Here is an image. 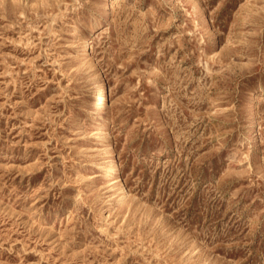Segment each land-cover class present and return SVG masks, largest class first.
<instances>
[{
    "label": "rangeland",
    "instance_id": "obj_1",
    "mask_svg": "<svg viewBox=\"0 0 264 264\" xmlns=\"http://www.w3.org/2000/svg\"><path fill=\"white\" fill-rule=\"evenodd\" d=\"M100 1L0 0V264H264V0Z\"/></svg>",
    "mask_w": 264,
    "mask_h": 264
},
{
    "label": "bare ground",
    "instance_id": "obj_2",
    "mask_svg": "<svg viewBox=\"0 0 264 264\" xmlns=\"http://www.w3.org/2000/svg\"><path fill=\"white\" fill-rule=\"evenodd\" d=\"M100 7L107 13L108 12V9H110V0H101L100 1ZM72 19H73V21H71V25H73V24L77 25V23H78L77 17H73ZM95 29L96 28H94L93 30H91L89 33H93L94 34L95 33V31H94ZM87 38H88V33H83L80 36V44H81L82 48L85 47L86 42H87ZM98 92H99V88L98 87H95L94 94H98ZM252 93H253V91H250L249 98L252 97ZM105 120H106V118L104 116V112L103 111L99 115H97V116L94 117V123L97 124V125L101 124ZM102 133L105 136V140H107L109 142V148L106 151H103L102 159H101L102 165L100 164L101 165L100 167L106 173V176L115 175V177H117V180L119 181L122 189L125 190L126 189L125 188V183L123 181L122 176L117 171V167H116V165H117V155H116L115 147H114L113 144L110 143V139H109L108 133L105 132V131H103Z\"/></svg>",
    "mask_w": 264,
    "mask_h": 264
}]
</instances>
